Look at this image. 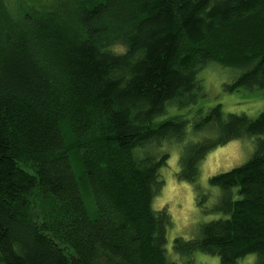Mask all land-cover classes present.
Instances as JSON below:
<instances>
[{"label":"trees","instance_id":"1","mask_svg":"<svg viewBox=\"0 0 264 264\" xmlns=\"http://www.w3.org/2000/svg\"><path fill=\"white\" fill-rule=\"evenodd\" d=\"M214 63L240 72L224 92L264 100V0H0V263L264 256V110L205 105L199 74ZM245 137L252 157L208 179L220 193L203 209L200 162ZM163 141L218 215L172 240L174 262L171 218L151 207L169 153L149 148Z\"/></svg>","mask_w":264,"mask_h":264},{"label":"rangeland","instance_id":"2","mask_svg":"<svg viewBox=\"0 0 264 264\" xmlns=\"http://www.w3.org/2000/svg\"><path fill=\"white\" fill-rule=\"evenodd\" d=\"M18 5V0H11ZM39 9L48 10L55 0H27ZM240 72L234 68L221 67L218 64H209L199 74L204 86L202 99L205 105L220 103L226 112H245L249 116H256L264 110L263 99H260L253 92L226 93L223 91V84L235 79ZM189 139H203L205 132H192L188 128L186 131ZM205 136V137H203ZM255 137H245L239 140L227 142L210 151L199 165L198 187L200 192L205 194L202 208L208 209L218 199L219 188L209 184L208 179L216 174L226 172L234 167L247 162L253 155L255 149ZM159 147L154 145L149 149L153 152L157 150L169 153V158L165 166L161 167L159 174L163 180V187L153 198L151 207L154 211L165 209L171 218V226L167 231V257L174 262L171 252V242L174 238L191 239L199 235L200 225L211 219L217 218L215 213H206L197 204L198 197L194 185L179 180L176 176L178 171L179 145L174 141H163ZM172 254V256H170ZM170 256V257H169ZM264 261V256L249 254L237 261L236 264H258ZM176 264H185V259H179ZM1 264V263H0ZM193 264H222L216 255L195 253Z\"/></svg>","mask_w":264,"mask_h":264}]
</instances>
